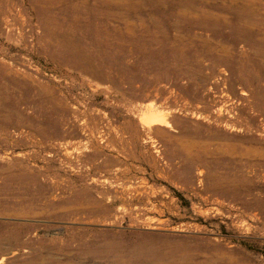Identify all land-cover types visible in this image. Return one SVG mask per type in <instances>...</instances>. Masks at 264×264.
Returning a JSON list of instances; mask_svg holds the SVG:
<instances>
[{"label":"rangeland","instance_id":"obj_1","mask_svg":"<svg viewBox=\"0 0 264 264\" xmlns=\"http://www.w3.org/2000/svg\"><path fill=\"white\" fill-rule=\"evenodd\" d=\"M178 263L264 264V0H0V264Z\"/></svg>","mask_w":264,"mask_h":264},{"label":"bare ground","instance_id":"obj_2","mask_svg":"<svg viewBox=\"0 0 264 264\" xmlns=\"http://www.w3.org/2000/svg\"><path fill=\"white\" fill-rule=\"evenodd\" d=\"M152 121H155V122H163V119L156 117ZM178 261H180V260H178ZM181 261L183 262V260H181Z\"/></svg>","mask_w":264,"mask_h":264}]
</instances>
